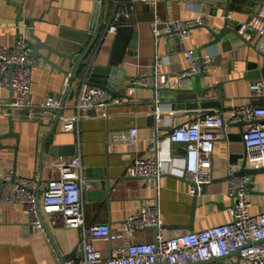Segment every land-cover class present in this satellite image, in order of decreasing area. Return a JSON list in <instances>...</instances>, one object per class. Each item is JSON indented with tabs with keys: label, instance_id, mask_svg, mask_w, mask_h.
<instances>
[{
	"label": "crops",
	"instance_id": "0c3cea01",
	"mask_svg": "<svg viewBox=\"0 0 264 264\" xmlns=\"http://www.w3.org/2000/svg\"><path fill=\"white\" fill-rule=\"evenodd\" d=\"M256 1L230 0L227 11L226 2L221 1L212 7L198 0H99L101 9L96 27L100 23V31L85 58V71L79 76L74 74L75 58L94 37L95 31H90V27L96 0H0V48L13 47L22 32L36 42L32 37L34 33L57 52L39 49L59 67L39 56L30 93L34 106L17 110L0 107V180L8 170L25 177H32L37 170L44 179L58 176V171L46 163L49 159L79 156L86 228L104 222L116 233L122 221L153 203L159 205L160 230L166 238L231 222L233 198L227 195L228 168L233 167L235 171L242 168L246 147L241 134L251 123H230L218 129L226 136L214 142L213 180L197 197L190 193L189 181L184 177L185 145L169 143L167 135L172 128L194 121L200 113H219L228 120L235 107L264 104V97L254 96L251 91V83L256 79L264 83V78H258L257 70H250L248 66L255 61L259 62V67L264 66L261 56L235 31L219 39L215 36L224 28L226 15L229 28L235 29L240 22L259 14ZM116 9L128 13L121 21L132 25L138 34L135 54L131 55L128 50L120 65L125 70L120 87L125 90V96L112 99L107 107L81 109L82 117L75 130L65 131L61 128L59 112L42 108L40 104L50 89L66 106L64 115L77 114L73 105L89 66L109 64L115 34H106L101 39L100 32ZM200 11L209 18L208 27H196L184 42L166 34L164 22L167 19L192 17ZM156 19L160 21L158 37L152 30ZM262 37L255 32L246 41L255 44ZM187 49L196 57L211 54L212 67L181 88L164 89V97L154 87L130 84L132 78L154 72L156 53L164 58L158 73L174 80L178 71L188 67ZM61 54L74 56L73 62ZM68 73L73 74L71 87L64 85ZM180 89L185 91L180 92ZM193 95L211 102L219 101L221 105L192 107L190 103L194 100L190 96ZM256 121L262 123L264 118ZM11 125L18 138L9 135ZM132 125L138 129L136 143L127 145L113 140L115 133ZM155 132L163 142L161 157L166 168L157 190L149 188L141 178L130 177L126 170L137 155L152 156ZM52 146L72 149L69 154L53 156L50 154ZM127 153H130L129 158ZM247 166L262 167L249 158ZM253 180L250 209L257 214L264 212V172L254 175ZM88 182L91 185H87ZM28 217L20 204L0 201V264H63L69 258L83 259L82 228L63 226L60 220L55 222L45 215L48 230L36 231ZM156 234L154 228H146L135 231L132 239L136 243L152 242ZM126 241L128 237L96 241L95 246L105 256H111L114 247Z\"/></svg>",
	"mask_w": 264,
	"mask_h": 264
},
{
	"label": "built area",
	"instance_id": "2783aa9c",
	"mask_svg": "<svg viewBox=\"0 0 264 264\" xmlns=\"http://www.w3.org/2000/svg\"><path fill=\"white\" fill-rule=\"evenodd\" d=\"M128 13L114 10L110 21L100 32L103 39L106 34H116L122 18ZM209 18L200 11L187 18H169L164 22L166 34H175L183 42L196 27H208ZM238 33L249 40L255 32L264 36V9L247 22H240ZM160 21L156 19L153 34H160ZM13 47L0 48V107L25 109L34 106L30 100L33 72L39 66V58L31 53V41L22 32L18 34ZM188 67L177 72L174 80L165 74H159L158 68L164 58L158 53L154 56L153 73H143L131 79L132 86L154 87L156 91L176 89L186 85L196 76L206 73L213 65L211 54L196 57L189 49L185 52ZM72 73L64 79V85L71 87ZM254 96L264 97V83L256 79L251 83ZM5 92L10 93L5 97ZM40 107L59 112L61 128L65 131L75 130L81 119V109L107 107L112 101L111 93L97 85H92L88 73L82 78L79 96L73 107L77 110L74 116H66V108L60 97L48 89ZM222 114L200 113L192 122L183 123L171 129L167 135L169 143H182L186 151L184 160V177L189 181L190 193L202 194L205 186L213 180V146L214 142L226 133L218 129L226 124L241 120L250 122L243 131L248 158L264 167V122H254L264 118V104L243 105L232 109L228 120ZM138 129L130 126L127 130L115 133L113 140L118 143L133 145L137 141ZM162 141L155 132L153 152L150 157L138 156L127 164V175L141 178L149 188L158 189L160 178L165 173L161 157ZM130 157V153L126 154ZM48 166L58 171V176L48 179L36 171L32 177L17 175L8 170L0 186V201L20 204L27 214L29 224L36 231L44 232L45 215L53 221L60 220L63 226L82 228L81 247L84 251L82 260L66 259L63 264H169L197 263L214 257H222L238 250V255H231L224 261L226 264H264V212H251L249 200V183L254 176L237 174L233 167L228 168L229 185L227 195L233 198L231 206L232 221L218 224L199 231L187 232L166 238L161 232L162 221L159 205L146 206L140 213H133L121 223L120 231L112 233L109 224L101 222L85 227V212L82 200V178L79 173L80 157L70 159L54 157L47 162ZM158 227L154 241L136 243L133 241L135 231ZM91 236V240L88 237ZM128 241L114 247L113 255L105 256L95 246L96 241L112 239Z\"/></svg>",
	"mask_w": 264,
	"mask_h": 264
},
{
	"label": "water",
	"instance_id": "95a60500",
	"mask_svg": "<svg viewBox=\"0 0 264 264\" xmlns=\"http://www.w3.org/2000/svg\"><path fill=\"white\" fill-rule=\"evenodd\" d=\"M198 1L207 3V4L211 5L212 7H216V4L218 1L226 2L227 11L229 10L230 0H198ZM255 3H256V8H257L256 13H259L260 10L264 7V0H257ZM95 8L96 9L94 11L93 18H92V25L90 27V29H91L90 31H95V34H94V37H92L91 40L89 39V42L86 43L87 47H85L83 52L81 54H79V57L75 58V60H76L75 61V72H74L75 75L78 72V68L85 65L84 64L85 58H86L87 54L89 53V51L91 50V47L94 44L95 40L97 39V36L99 34V31H100L101 24L99 23V26L96 27L97 21H98L99 11L101 9V8H99V0H96ZM226 16H227V18L225 21V26L219 33H215L216 38L217 39L222 38L223 36L230 33V31H235V33L238 34L239 37L246 42V44H248L251 48H253L254 50H256L258 52V54L261 56V58L264 61V36L262 37V39L260 40L259 43L254 44L250 41H246V39L241 34L238 33L239 25H237L235 29L229 28V26H228V15H226ZM169 35H171L172 37H174L176 39L179 38L175 34H169ZM137 36H138V34L136 33V31H134V27L132 25L124 24V23L120 24L118 29H117V32L114 36V45H113L109 64L106 66H93V65L89 66V70H88L89 82L92 85H97V86H100V87L108 90L112 95V99H114L116 97H120V96H125V90L120 89L121 81L123 79V75L125 73V70L123 68H121L120 65L123 62L124 57H125L126 53L128 52V50L130 51L131 55L135 54L136 49H137V45H138L137 44ZM32 37L35 39L36 42H33V41L30 42L31 43L30 55L32 57H34L35 59L38 58L39 56H41L42 58L46 59L50 64H54L53 61H50V59H47V57H45V55L41 54L39 52V49L40 48H47V49H49L55 53H57V52L54 49H52V47L46 45L34 33H32ZM61 55L73 62L74 56L66 55V54H61ZM55 66L57 68H59L58 65H55ZM248 66H249L250 70L251 69L257 70L256 76L258 78H261V77L264 78V66L263 65L261 67H259V62L255 61V62L248 63ZM165 91L166 90H160L161 96L164 97ZM179 91L183 92L185 90L180 89ZM175 96L178 97L179 95H175ZM190 97L194 100L193 103H190V106L195 107V108L199 107V106L206 108L209 106H220L221 105V103H219V101L211 102L208 99H199L197 95H193ZM254 122H257V121L255 120ZM245 123H247V121L241 120L239 122H235L232 124L241 125V124H245ZM13 129L14 128L11 125L9 135H14L15 137L18 138L19 135L16 132H14ZM241 135L243 136V132ZM1 138H3V137H1ZM0 146H2L1 143H0ZM71 149H72V147L57 148L56 146H52L50 154L53 156L64 155V154H67V152L69 154L71 152ZM184 151H186V148H184ZM242 156L244 158V162H243V165H242V168L240 169V171H236L237 174H251L254 176V175L259 174V172L260 173L264 172V167H248L247 166L248 154H247L246 150ZM253 181H252V183H249L250 190L253 187ZM2 182H3V179L0 180V184H2ZM85 185H86V183H85ZM87 185H91V184H89V182H88ZM197 196H198V194L194 195V197H197ZM45 227H46V230H48V225L46 223H45ZM153 228L155 229V231L157 233L159 228L158 227H153ZM231 255H238V250L232 252L231 254H229L227 256H223V258L222 257H214V258L209 259V260H204V261L197 262V263L192 262V263H187V264H205L208 262L222 263V262H224V260L227 257H229ZM154 264H169V263L156 262ZM222 264H224V263H222Z\"/></svg>",
	"mask_w": 264,
	"mask_h": 264
},
{
	"label": "trees",
	"instance_id": "16d2710c",
	"mask_svg": "<svg viewBox=\"0 0 264 264\" xmlns=\"http://www.w3.org/2000/svg\"><path fill=\"white\" fill-rule=\"evenodd\" d=\"M85 67H86V65H83L79 70H78V73H77V75H83V73H84V71H85Z\"/></svg>",
	"mask_w": 264,
	"mask_h": 264
}]
</instances>
